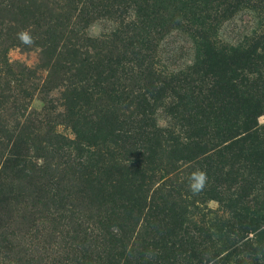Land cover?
I'll use <instances>...</instances> for the list:
<instances>
[{
    "label": "trees",
    "instance_id": "1",
    "mask_svg": "<svg viewBox=\"0 0 264 264\" xmlns=\"http://www.w3.org/2000/svg\"><path fill=\"white\" fill-rule=\"evenodd\" d=\"M136 13L129 30L133 36L124 44L137 50L128 57H101L106 65L113 64L109 72L105 71L108 66L99 70L102 64H97L85 75L72 73L74 80L68 82L70 77L59 71L49 74L48 86L38 77L31 78V71H0V264H46L32 246L23 247L22 236L34 228L36 244L46 236L48 244L55 245L58 227L69 223H75L68 227L72 232L69 256L60 264H218L213 254L204 258L207 249L183 246L179 234L191 214L190 206L207 209L203 205L209 199L218 200L212 193V176L206 173V186L193 195L191 176L179 181L174 170L179 162L201 159L210 171L206 161L213 155L221 159L215 161L218 173L227 169L229 155L264 168V124L258 122L264 116V42L243 50L233 45L218 47L202 37L201 68L193 71L204 73L184 75L175 89H147L137 96L126 91L127 80L143 79L148 67H153L147 56L149 40L161 25L140 9ZM120 67L130 71L123 78L128 83H120L121 77L115 75ZM153 83L160 81L153 79ZM65 86L71 88L63 105L71 118L72 139L62 136L57 129L60 122L44 113L46 95ZM144 94L162 102L151 108ZM93 95L96 100L91 106H103L90 115L94 119L90 121L80 116L77 106L90 109ZM34 100L42 103L39 113L32 108ZM165 104L170 116L166 126L156 119L158 106ZM119 106L134 111L119 120L113 113ZM60 139L67 141L60 144ZM42 140L54 151L66 153L65 158L49 159L43 147L33 144ZM33 150L35 154L30 153ZM35 161L41 162L39 166ZM227 201L228 208L236 204L231 196ZM245 209L253 230L264 225L263 208ZM198 213L201 224L214 230L213 237L228 234L220 222L211 223L208 213ZM49 214L54 215L51 229L45 226ZM80 223L86 228L83 248L75 243L77 234L82 235ZM230 254L221 260L240 264L231 261Z\"/></svg>",
    "mask_w": 264,
    "mask_h": 264
},
{
    "label": "rangeland",
    "instance_id": "2",
    "mask_svg": "<svg viewBox=\"0 0 264 264\" xmlns=\"http://www.w3.org/2000/svg\"><path fill=\"white\" fill-rule=\"evenodd\" d=\"M138 9L150 18L153 17L152 22L158 23L161 28H157L160 32L152 35L149 40L147 56L148 60L153 62V67H148L145 78L127 80L130 88L126 91L130 93L132 90L137 96L147 92V89H175L184 75L193 72L204 73L205 71H193L201 68L199 44L202 37L218 47L233 45L240 46L243 50L256 46L258 42H264V0H0V71H31V78L38 77L40 83L50 86L51 78L48 76L51 73L64 71V76L70 77L67 78L69 82L74 80L71 78L72 73L85 75L87 71H94L97 64H102L99 70L106 69V62L101 57H128L131 56V50H137L128 46L127 48L124 42L133 36L129 30L133 27ZM22 30L30 32L34 38L33 45H25L17 38V33ZM202 32L205 35L201 34ZM127 49L129 52H126ZM261 54L264 55V52ZM106 66L108 67L105 71L109 72L113 64ZM127 73L130 71H121V67L115 71V75L121 77L120 83H128L123 80ZM261 73L264 75V71ZM152 78L158 79L160 83L154 85ZM174 78L176 81L172 82ZM70 92L69 86L53 89L46 95L48 109L44 113H48L50 120L60 122L57 129L62 136L72 139L73 134L69 126L71 118H68L69 114L63 105ZM95 96H92L88 106L90 109L87 105L77 106L82 110L80 116L90 121H94L90 119V115L103 106H91L96 100ZM141 96L148 98L151 108L153 103L155 105L162 102H153V99L145 94ZM164 99L163 103L168 104L169 100ZM132 100L133 97L130 101ZM32 108L35 113H39L42 103L34 100ZM133 111L132 107L125 110L119 106L113 113L117 119L122 120ZM156 119L161 125L168 124L170 116L166 104L158 106ZM258 122L264 124V116L258 117ZM65 141L67 140L60 139L59 143ZM45 143L33 144L35 147H43L42 152L53 162L57 161V157L65 158L66 153L56 152ZM64 151L69 150L65 148ZM30 153L36 152L33 150ZM217 160L221 159L213 155L206 161L212 167L210 171L201 159L198 163L179 162L177 165L180 167L174 170V173L178 171L179 181L188 176L192 179V174L197 170L206 172L212 176L210 181L215 186L212 193L219 197L218 200L209 199L203 205L207 209H195L193 206L188 208L191 214H187L188 220L179 231L182 245L188 249H207V252L203 251L204 258L213 254L218 264H225L221 258L228 253H231L229 258L233 262L264 264V225H255L258 229L253 230L254 224L248 220L245 209H264V168L253 166L249 159L238 160L236 156L229 155L226 159L228 164L224 165L227 169L218 173V164L215 163ZM35 162L37 166L41 163ZM177 184L172 181V185ZM229 196L236 200L234 207L225 206L229 203ZM220 198L222 200H219ZM198 212L208 213L207 217L211 219V223L220 222L229 231L228 234L220 238L213 237L214 230L209 229L206 224H201ZM77 213L85 216L83 211ZM221 214L224 217L219 221ZM53 216L49 214V220H45L48 229L54 226L51 219ZM84 221L86 225L87 221ZM69 226L75 227V223L58 227L60 231L57 233L59 237L55 245L48 244L46 236H42L41 243L37 240L36 244L33 237L34 228L31 231L26 230L21 244L23 247L30 245L36 249L38 252L35 250V255L38 254L44 263L60 264L63 257L69 256L68 242L72 235ZM242 227H249L251 230L246 232ZM85 229L83 223H80L78 231L80 230L82 235L77 234L75 239V243L82 248Z\"/></svg>",
    "mask_w": 264,
    "mask_h": 264
},
{
    "label": "clouds",
    "instance_id": "3",
    "mask_svg": "<svg viewBox=\"0 0 264 264\" xmlns=\"http://www.w3.org/2000/svg\"><path fill=\"white\" fill-rule=\"evenodd\" d=\"M17 38L21 41V43L31 46L34 44V38L30 34L28 30H22L17 33ZM207 183V174L202 170H197L192 174V182L189 184V190L193 193V195L199 194L203 191L204 187Z\"/></svg>",
    "mask_w": 264,
    "mask_h": 264
}]
</instances>
